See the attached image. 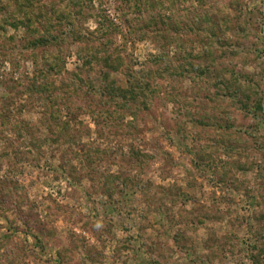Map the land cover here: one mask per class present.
<instances>
[{
  "label": "rangeland",
  "instance_id": "obj_1",
  "mask_svg": "<svg viewBox=\"0 0 264 264\" xmlns=\"http://www.w3.org/2000/svg\"><path fill=\"white\" fill-rule=\"evenodd\" d=\"M150 1L96 0L81 42L32 49L38 35L3 23L16 6L0 0V264H264V0ZM102 10L118 26L106 41L86 35ZM107 41L124 60L111 79L148 85L136 128L132 104L110 118L85 94L100 85L86 49ZM54 58L47 82L78 90L62 110L74 143L55 142L43 100L21 94ZM4 115L41 125V149ZM90 147L101 156L87 167Z\"/></svg>",
  "mask_w": 264,
  "mask_h": 264
},
{
  "label": "trees",
  "instance_id": "obj_2",
  "mask_svg": "<svg viewBox=\"0 0 264 264\" xmlns=\"http://www.w3.org/2000/svg\"><path fill=\"white\" fill-rule=\"evenodd\" d=\"M128 1L127 4L130 11L140 10L144 2H147V4L152 3L150 0ZM12 2L16 6V12L12 17L7 16L3 18L2 22H5L6 25L15 29L24 28V30L30 32L32 36L34 34L38 35L33 36V40L29 41L30 48L38 49L58 46L65 40V37L75 38V40L81 42L84 36V29L81 28L82 22L94 11L96 0H12ZM160 6H162L161 3ZM148 7L153 8V5ZM1 12L2 10L0 13ZM97 18L96 29L87 31L86 35L96 40L112 39L113 35L118 32V26L112 21V18L105 10L98 13ZM0 29L5 31L2 25H0ZM108 43L107 41L104 44L100 43L98 47L92 46L86 49V54L89 52L91 54L90 57H87L85 60L86 64L89 66L96 64L98 67V76L96 79L92 78V81L95 80L96 83L100 85H98L97 89H95L92 84L88 85V89L91 90L89 92L85 91V94L91 95L90 97H92L96 95V92H99L100 96L106 99L105 105H108V103L113 105V107L111 106L112 111L106 110L107 115L111 118L121 110V106L128 103L132 104V109L135 110L140 105H138L139 100H145L148 85L144 84L139 77L131 73L127 74L126 88L117 85L115 81L111 79L112 73L119 72L124 67V60H122L119 55H115L108 51ZM55 58L58 59V57ZM55 58L54 61L48 59V68L45 69L44 73L40 71V68L38 69L41 73L40 79L42 82L32 80L21 94L36 98L37 100H43L41 104V115L43 118L39 123L42 124L44 117L47 118V125L43 126H48L47 129L52 132L55 142L63 140V142L74 143L76 137L82 138L81 127L77 129L74 120L64 121L62 119V110L64 107L70 108L67 99L71 98L69 96L71 92V94H78V90L71 87L72 89L70 91V86L57 87L53 82H47L49 73L58 72L57 68L60 69L57 63L58 61H56ZM153 58L155 62H160L163 58H166V56L161 54L155 55ZM190 66L191 68L193 67L192 64ZM204 68L206 67L200 64L197 65V69H194H196V72L201 71L202 73H206L207 70ZM207 69L209 70L208 74H211L212 70L209 68ZM225 83L226 87L231 90L232 86H229L228 82ZM62 99L66 100L63 101ZM89 106L95 112H98L95 110L96 108L102 110L100 106H95V108L92 104ZM135 112L136 113H131L134 128H136V122L139 121V113H137V110H135ZM8 113H10V111H8ZM100 114L103 115L106 113L101 111ZM1 119L2 127L5 123L13 124V131L16 135L15 139L19 145L30 144L34 149H41L39 146L40 140L38 139L39 131L36 130V127L38 128L41 125L36 126L28 122L26 123L20 117H16L14 122L11 116L4 115ZM99 152H101L99 148L90 147L85 149L82 160H80V155L78 156L77 152L74 154L77 156V159L79 158L80 161H83L82 164L85 163V166L90 167L100 159L101 153ZM136 157L139 159V156ZM66 170H68V168H66Z\"/></svg>",
  "mask_w": 264,
  "mask_h": 264
}]
</instances>
